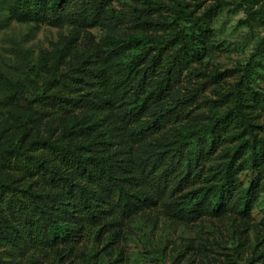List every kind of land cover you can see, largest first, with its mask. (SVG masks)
I'll use <instances>...</instances> for the list:
<instances>
[{
	"label": "trees",
	"instance_id": "trees-1",
	"mask_svg": "<svg viewBox=\"0 0 264 264\" xmlns=\"http://www.w3.org/2000/svg\"><path fill=\"white\" fill-rule=\"evenodd\" d=\"M111 1L15 0L13 13L20 20L86 27L100 20ZM250 1L260 5L264 17V0ZM86 36L93 47L80 53H74L77 36L67 37L54 59L42 53L41 71L30 69L35 79L44 76L40 93L26 100L24 113L15 114L14 142L0 144V264H19L14 256L31 249L67 261L93 231L117 237L122 221L111 202L114 191L123 202L122 214L165 203L194 207L212 187L220 206L224 195L239 188L246 148L252 150L250 168L257 177L251 187L259 186L264 155L254 151L257 144L264 146L255 123L260 99L246 88L238 86L233 108L205 125L204 139L197 130H178L179 140L168 152L182 157L189 151L197 165L175 180L159 170L157 146L142 143L143 118L152 117L157 132L171 118V110L155 108L153 100L170 92L183 67L198 58L192 38L171 31L150 59L141 57L135 69L123 72L120 58L133 40L114 41L106 51L91 33ZM56 116L68 119L53 124ZM228 139L237 144L229 147ZM187 198L195 203L190 206Z\"/></svg>",
	"mask_w": 264,
	"mask_h": 264
},
{
	"label": "rangeland",
	"instance_id": "rangeland-1",
	"mask_svg": "<svg viewBox=\"0 0 264 264\" xmlns=\"http://www.w3.org/2000/svg\"><path fill=\"white\" fill-rule=\"evenodd\" d=\"M14 1L0 0V144L14 142L18 132L15 114L24 113L26 100L40 93L44 76L39 73L35 79L30 69L41 71L42 53L54 59L69 36L79 37L74 53H80L92 46L86 32L106 51L114 41L131 39L132 48L120 58L124 72L135 69L141 57L150 59L159 42L178 29L193 39L199 56L183 67L170 92L156 94L155 108L172 113L163 128L157 132L152 117L142 119V143L157 146L159 170L166 169L173 181L197 165L193 153L185 150L179 157L168 148L179 140L181 129L197 130L204 139L205 125L233 108L238 86L260 99L255 103V123L264 141V17L260 5L250 0H112L99 21L79 27L20 20L13 13ZM67 119L56 116L53 124ZM236 144V140L226 142L231 148ZM251 153L245 149L237 192L224 195L220 206L212 187L204 203L192 207L195 199H186L192 208L165 203L154 210L139 206L122 214L123 202L114 191L111 202L122 221L117 237H100L93 231L79 243L77 256L67 261L32 249L14 259L19 264H264V165L259 186L253 189L257 177L250 168ZM254 153L264 155V146L257 144ZM151 178L157 181V174ZM169 191L164 193L167 199Z\"/></svg>",
	"mask_w": 264,
	"mask_h": 264
}]
</instances>
